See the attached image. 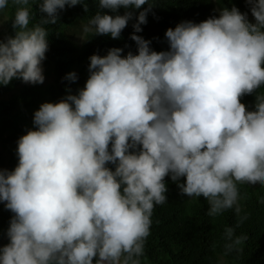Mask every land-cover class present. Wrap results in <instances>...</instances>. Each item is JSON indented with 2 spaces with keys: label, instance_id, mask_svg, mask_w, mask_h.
Wrapping results in <instances>:
<instances>
[{
  "label": "clouds",
  "instance_id": "obj_1",
  "mask_svg": "<svg viewBox=\"0 0 264 264\" xmlns=\"http://www.w3.org/2000/svg\"><path fill=\"white\" fill-rule=\"evenodd\" d=\"M92 2L98 10L83 32L113 39L133 13L100 9L148 4L133 24L137 53L113 47L91 55L84 87L34 112V128L18 140V164L0 168V203L13 213L0 264H140L154 207L167 201L166 177L182 194L203 196L210 217L228 209L240 215L238 184L264 186V93L257 94L264 0H246L254 23L225 7L218 18L169 27L165 51L135 34L147 23L150 0ZM10 3L14 35L0 39V86L43 84L45 26L56 25L66 6L88 12V0H0V13ZM34 4L46 15L30 26ZM253 93L248 110L241 98ZM234 233L225 229V248L242 252L247 236Z\"/></svg>",
  "mask_w": 264,
  "mask_h": 264
},
{
  "label": "trees",
  "instance_id": "obj_2",
  "mask_svg": "<svg viewBox=\"0 0 264 264\" xmlns=\"http://www.w3.org/2000/svg\"><path fill=\"white\" fill-rule=\"evenodd\" d=\"M152 9L147 13V23L141 24V31L135 33L150 41V47L155 51L168 50L165 37L166 30L182 21L200 23L210 17H219L223 8L236 7L241 13H246L250 22H255L251 13V5L246 0H150ZM148 7L145 4L140 9L123 7L117 12L100 9L110 15H123L131 11L133 18L122 30L118 39L110 35H92L84 33L83 25L98 10V3L88 0V12L84 6H66L59 11L56 25H46L49 30L48 50L42 61L45 80L43 84H28L20 79H13L8 85L0 86V140L8 150L7 167L12 170L18 164L17 147L19 138L34 128L33 116L44 102H58L63 99L68 90L76 94L83 88L89 77L90 56L106 55L113 47L123 49L122 55L129 51L137 53V45L131 39L134 32L133 24L137 22L140 11ZM15 6L9 4L0 13V39L14 35L12 20ZM33 17L30 26L38 22L42 15L38 5L32 6ZM5 25V31L1 24ZM76 72L78 79L70 82L65 79L69 72ZM264 93V86L257 94ZM256 93L245 95L241 102L248 110H254ZM2 150H0L1 152ZM1 159V157H0ZM108 167L114 170L115 166ZM181 178L179 183H183ZM167 201L156 205L151 217L150 235L144 244V254L139 258L140 264H264V186L259 183L238 184L241 208L237 216L234 209H228L221 214L210 217L207 215L208 203L201 196L188 197L180 192L178 182L171 177L165 178ZM13 213L0 203V245L7 244V229ZM247 219L237 227L240 217ZM233 227L235 236L246 235L247 240L240 246L242 252H228L225 229ZM95 264V258H94Z\"/></svg>",
  "mask_w": 264,
  "mask_h": 264
},
{
  "label": "rangeland",
  "instance_id": "obj_3",
  "mask_svg": "<svg viewBox=\"0 0 264 264\" xmlns=\"http://www.w3.org/2000/svg\"><path fill=\"white\" fill-rule=\"evenodd\" d=\"M1 27L5 31L6 28H5V25L3 23L1 24ZM4 37L6 39L8 37V35L4 33ZM0 150H2L0 152V157H1V159H0V168H4L5 169L7 167V158H8L9 153H8V150L6 149V146H4L2 144L1 140H0ZM144 264H150V263L145 262Z\"/></svg>",
  "mask_w": 264,
  "mask_h": 264
}]
</instances>
